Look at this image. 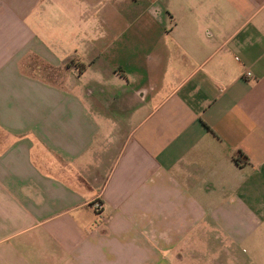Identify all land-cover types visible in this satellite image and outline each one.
Instances as JSON below:
<instances>
[{"label":"crops","instance_id":"crops-1","mask_svg":"<svg viewBox=\"0 0 264 264\" xmlns=\"http://www.w3.org/2000/svg\"><path fill=\"white\" fill-rule=\"evenodd\" d=\"M0 264H264V0H0Z\"/></svg>","mask_w":264,"mask_h":264},{"label":"trees","instance_id":"trees-1","mask_svg":"<svg viewBox=\"0 0 264 264\" xmlns=\"http://www.w3.org/2000/svg\"><path fill=\"white\" fill-rule=\"evenodd\" d=\"M74 65V60L73 59H68L65 61V66L68 68H71Z\"/></svg>","mask_w":264,"mask_h":264},{"label":"rangeland","instance_id":"rangeland-1","mask_svg":"<svg viewBox=\"0 0 264 264\" xmlns=\"http://www.w3.org/2000/svg\"><path fill=\"white\" fill-rule=\"evenodd\" d=\"M56 37V36H55ZM73 39H71L70 37H69V39H68V42H71ZM63 42V41H62ZM64 42H67V41H64ZM63 42V43H64ZM80 49H82L81 51H83V49H84V47L82 46V48H80ZM66 53V52H65ZM65 53H63V54H65ZM63 54H60V55H63Z\"/></svg>","mask_w":264,"mask_h":264},{"label":"built area","instance_id":"built-area-1","mask_svg":"<svg viewBox=\"0 0 264 264\" xmlns=\"http://www.w3.org/2000/svg\"><path fill=\"white\" fill-rule=\"evenodd\" d=\"M247 75H248V76H250L251 74H250V73H248Z\"/></svg>","mask_w":264,"mask_h":264}]
</instances>
